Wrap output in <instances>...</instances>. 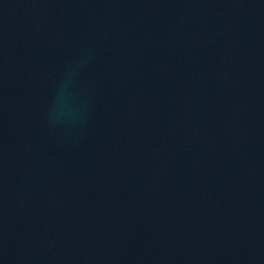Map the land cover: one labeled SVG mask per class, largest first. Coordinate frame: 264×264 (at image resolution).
<instances>
[{
	"label": "water",
	"instance_id": "1",
	"mask_svg": "<svg viewBox=\"0 0 264 264\" xmlns=\"http://www.w3.org/2000/svg\"><path fill=\"white\" fill-rule=\"evenodd\" d=\"M0 264H264V0H0Z\"/></svg>",
	"mask_w": 264,
	"mask_h": 264
}]
</instances>
